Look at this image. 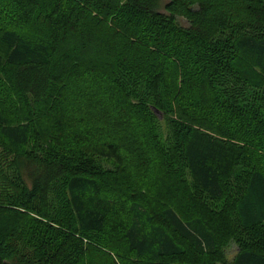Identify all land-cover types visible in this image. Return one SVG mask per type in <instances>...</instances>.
Returning <instances> with one entry per match:
<instances>
[{"label":"trees","instance_id":"16d2710c","mask_svg":"<svg viewBox=\"0 0 264 264\" xmlns=\"http://www.w3.org/2000/svg\"><path fill=\"white\" fill-rule=\"evenodd\" d=\"M0 13V264H264V0Z\"/></svg>","mask_w":264,"mask_h":264},{"label":"rangeland","instance_id":"374dc122","mask_svg":"<svg viewBox=\"0 0 264 264\" xmlns=\"http://www.w3.org/2000/svg\"><path fill=\"white\" fill-rule=\"evenodd\" d=\"M3 13V12H2ZM0 13V26H7V20L6 19H3V14H5V13ZM9 16H12V14H10V13H7ZM10 19H12L11 17H10ZM12 22H14V17H13V20H12ZM176 26L179 28V27H182V28H189V23L187 22V20L186 19H184V18H177V20H176ZM150 32H148V34H149ZM132 35V34H131ZM133 36H135L134 34H133ZM173 42V44H172V46H173V49H174V46H175V42L174 41H172ZM146 45V48L147 49H149L150 51H152V53H153V55H154V58L155 57H158L159 55H163V53H165V54H167L165 57H168V59L165 61H162L161 62V66L163 65V63H167V64H169V61H172L176 66L178 65V63H176V62H178V60H179V58L176 56V54L175 53H171V55L168 53L169 51L168 50H166V49H163L162 48V44L160 43H158V44H156V45H154V44H150L151 45V47L148 45V44H145ZM170 55V56H169ZM178 59V60H177ZM170 65V64H169ZM171 66V70L173 71V72H176V70H175V67L176 66H173L172 67V65H170ZM183 71L184 70H177V75H175V79H173V80H175L173 83H171V87L172 88H174L173 86H172V84L174 85V83H175V86H177V87H179L178 89L181 91V88H182V86H184V84L187 82V77H190V78H193V79H195V75H193V74H191L190 76H187V77H184V75L182 74L183 73ZM94 87V86H93ZM91 91H87V94L88 95H90L91 93H90ZM89 105V104H88ZM86 107V105L85 104H82L80 107H78V109H80V110H78L77 109V107L76 106H69L68 107V109H67V115L69 114V116L71 117V118H74V119H76V120H82L80 123L79 122H77V127H79V128H82L83 130H84V128L82 127V126H85V125H82L84 122H85V120H88L89 119V117H91L92 115H91V113H92V110L91 109H93V110H96L95 108H91V105L90 106H87V108H85ZM87 110V111H86ZM100 111V110H99ZM94 112H96V111H94ZM73 114H75V115H77V116H75L74 117V115ZM210 117H211V119H210V117L208 118L209 120H212V119H214L215 118V115L214 114H208ZM84 118H85V120H84ZM92 118V123L94 124V123H96V122H99L98 120H99V118H100V114H95V117L93 118V116L91 117ZM88 122V121H87ZM92 124V125H93ZM99 124H101V123H97V124H94L95 126H98ZM81 125V126H80ZM135 161H137V160H135ZM139 162V161H138ZM136 164V163H135ZM263 165H264V162H263ZM55 233V232H54ZM103 252H104V255H102V253H100V254H94L93 255V253H91L90 254V258H89V260L93 263V264H96L97 262L96 261H98L99 259H100V261L102 260V263H103V257L104 256H107V255H109V256H111V257H113L114 259H115V261H116V264L118 263V261H117V258L115 257V255H114V252H112V250H110V249H103L102 250ZM235 252H236V249L234 248V247H231L229 250H228V252H227V256H228V259L231 261L233 258H234V256H235ZM89 255V254H88ZM102 258V259H101ZM90 261H89V263H90Z\"/></svg>","mask_w":264,"mask_h":264}]
</instances>
